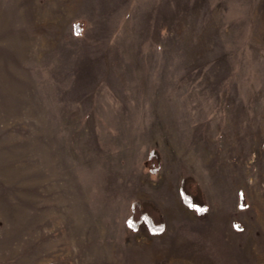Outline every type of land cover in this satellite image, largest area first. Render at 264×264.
<instances>
[{
    "label": "rangeland",
    "instance_id": "rangeland-1",
    "mask_svg": "<svg viewBox=\"0 0 264 264\" xmlns=\"http://www.w3.org/2000/svg\"><path fill=\"white\" fill-rule=\"evenodd\" d=\"M0 264H264V0H0Z\"/></svg>",
    "mask_w": 264,
    "mask_h": 264
},
{
    "label": "snow or ice",
    "instance_id": "snow-or-ice-1",
    "mask_svg": "<svg viewBox=\"0 0 264 264\" xmlns=\"http://www.w3.org/2000/svg\"><path fill=\"white\" fill-rule=\"evenodd\" d=\"M76 34L79 35V29L78 28H77ZM189 206H191V205H189ZM198 211L199 212H204V211H207V209H205V208H199ZM129 227H133V225L131 224V222H129ZM235 227H236V229L238 231L241 230L238 225L235 226ZM153 231L154 232H162V231H164V228H163V226H161V227H158V228H154Z\"/></svg>",
    "mask_w": 264,
    "mask_h": 264
},
{
    "label": "trees",
    "instance_id": "trees-1",
    "mask_svg": "<svg viewBox=\"0 0 264 264\" xmlns=\"http://www.w3.org/2000/svg\"><path fill=\"white\" fill-rule=\"evenodd\" d=\"M240 206H241V208L245 207V202L243 200V195H240Z\"/></svg>",
    "mask_w": 264,
    "mask_h": 264
},
{
    "label": "clouds",
    "instance_id": "clouds-1",
    "mask_svg": "<svg viewBox=\"0 0 264 264\" xmlns=\"http://www.w3.org/2000/svg\"><path fill=\"white\" fill-rule=\"evenodd\" d=\"M163 232V231H162ZM162 232H158V233H162Z\"/></svg>",
    "mask_w": 264,
    "mask_h": 264
},
{
    "label": "bare ground",
    "instance_id": "bare-ground-1",
    "mask_svg": "<svg viewBox=\"0 0 264 264\" xmlns=\"http://www.w3.org/2000/svg\"><path fill=\"white\" fill-rule=\"evenodd\" d=\"M77 3V2H76ZM78 7V6H77ZM85 10V9H84Z\"/></svg>",
    "mask_w": 264,
    "mask_h": 264
}]
</instances>
